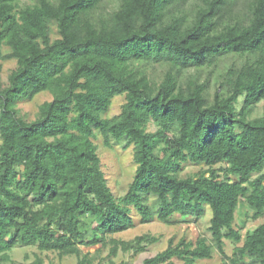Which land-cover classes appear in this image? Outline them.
Here are the masks:
<instances>
[{"label": "trees", "instance_id": "16d2710c", "mask_svg": "<svg viewBox=\"0 0 264 264\" xmlns=\"http://www.w3.org/2000/svg\"><path fill=\"white\" fill-rule=\"evenodd\" d=\"M187 1L119 0L104 9V0H0V72L16 62L0 80V264L18 245L91 264L81 246L109 241L105 264H115L120 250L138 254L159 240L107 239L135 226L132 207L142 223L169 224L177 214L199 219L207 206L211 241L171 239L143 264H196L215 250L218 264H264V222L244 236L235 227L241 203L250 218L264 215V116L251 118L264 100V0H244L237 15L238 0H199L192 9ZM223 56L233 61L211 98L200 76ZM156 65L160 81L147 70ZM41 92L52 99L29 121L18 104ZM119 95L121 112L106 117ZM98 134L108 147L133 146L135 175L122 197L102 170ZM187 162L206 169L182 176ZM226 240L243 243L229 255ZM27 264L53 263L37 254Z\"/></svg>", "mask_w": 264, "mask_h": 264}, {"label": "rangeland", "instance_id": "374dc122", "mask_svg": "<svg viewBox=\"0 0 264 264\" xmlns=\"http://www.w3.org/2000/svg\"><path fill=\"white\" fill-rule=\"evenodd\" d=\"M30 0H21L22 3L29 2ZM119 0H104L102 7L104 9H111L117 4ZM244 0H238L236 4L232 6L231 13L233 14H243L245 11L243 6ZM200 2L199 0H188L186 3V8H194V3ZM53 36H56V31L53 29ZM6 51V50H5ZM239 61L240 57H236ZM233 61V56H223L218 60V64L215 67H210L201 73L200 81L204 82L209 79V94L212 98L216 86L218 85L219 75L223 73L228 66ZM16 62L14 60H8L3 62V68L0 72V80L2 83L6 84L8 82V76L11 70L15 67ZM148 73L157 81H160L164 74V67L161 65L151 66L148 69ZM211 71V73H209ZM193 73V70L191 71ZM185 78V77H184ZM52 94L50 92H41L37 94L33 99L23 100L18 104L21 115L27 120H33L38 113L39 105L44 101L51 100ZM242 98L238 103V107L242 105ZM125 101L124 95H119L113 99L112 105L108 112L105 114L106 117L112 118L121 112V105ZM264 116V100L259 102L251 114V118H256ZM149 130L155 131L156 126L154 123L149 125ZM95 143L98 145V154L101 158L102 170L108 180V185L117 197H122L128 191L131 182L133 181L136 163L133 159V146L124 148V142H113L111 147H108L103 142V137L98 134L95 139ZM164 146V143H160V147ZM222 164L217 165L220 167ZM206 169L204 164H194L187 162L184 164V169L182 171V176H199L201 172ZM254 213L250 207L241 203L235 220V227L241 228V233L244 236L246 231L254 229L259 224L264 222V215L258 218H250ZM212 212L209 206L206 207V212L204 216L199 219H194L191 217L185 218L177 214L174 217L172 223L161 222L158 219H153L149 223H142L141 216L137 210L132 207V217L135 222V226L128 230L120 233L108 234L107 239L116 238L120 240H132L137 235L150 234L159 237L156 243L147 245L145 251L138 254L133 252H124L120 250L116 257H112L115 264H122L127 262L128 264H143L144 259L152 257L157 253L165 250L169 241L173 239L174 243H178L181 239L187 241H195L198 237L205 236L212 240V235L209 231L210 218ZM88 234H92L91 230H88ZM243 241L235 244L231 240H226L225 248L229 255L233 253L236 245H242ZM83 253H89L93 262L91 264H105L110 258V241L105 247H101L100 244L94 246L82 245ZM42 256L46 263L53 264H77V256L69 255L60 257L56 252L51 251H40L36 246H21L18 245L12 249L10 252L11 262H4L3 264H27L33 261L36 255ZM221 254L215 250L212 258H204L197 261L196 264H218L221 262ZM174 264H178L181 261L179 259L171 260Z\"/></svg>", "mask_w": 264, "mask_h": 264}]
</instances>
